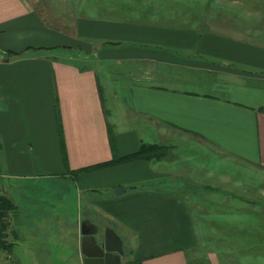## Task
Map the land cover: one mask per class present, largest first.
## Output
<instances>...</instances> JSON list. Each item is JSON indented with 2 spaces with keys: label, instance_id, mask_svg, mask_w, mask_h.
<instances>
[{
  "label": "crops",
  "instance_id": "obj_1",
  "mask_svg": "<svg viewBox=\"0 0 264 264\" xmlns=\"http://www.w3.org/2000/svg\"><path fill=\"white\" fill-rule=\"evenodd\" d=\"M249 1L80 0L57 25L0 0V195L16 206L0 263L83 264L95 223L127 264H190L200 207L264 208V8ZM142 144L165 154L97 166Z\"/></svg>",
  "mask_w": 264,
  "mask_h": 264
},
{
  "label": "rangeland",
  "instance_id": "obj_2",
  "mask_svg": "<svg viewBox=\"0 0 264 264\" xmlns=\"http://www.w3.org/2000/svg\"><path fill=\"white\" fill-rule=\"evenodd\" d=\"M33 1V0H32ZM80 0H37L33 1L36 6L45 9L44 19H48L57 25L64 22L69 14L78 8L77 2ZM84 3V11L88 6L99 2V3H111L113 0H81ZM122 2V0H119ZM249 1V0H248ZM258 5L263 6L264 0H253ZM247 6L254 8V5L248 3ZM48 12V13H47ZM241 18L245 20L248 24L250 23V16L247 14ZM255 20V18H253ZM258 22L263 21V19H256ZM59 54V51H56ZM104 78V77H103ZM114 87L120 84L118 80H112ZM156 145V144H155ZM158 146V145H157ZM165 154V150L154 147L152 150H145L144 156L151 158H160V156ZM217 168V170H220ZM260 179L259 175L250 176L249 180L257 183ZM248 180V178H247ZM218 183V181H217ZM193 187L198 186L199 188L206 187L203 184L190 183ZM196 185V186H195ZM261 191L263 193L264 201V183ZM259 193V192H258ZM195 194V193H194ZM243 194H247L243 192ZM258 202L261 203V193H259ZM252 200V199H251ZM250 200V201H251ZM252 202V201H251ZM205 204V203H204ZM258 203L254 206L244 204L243 207L246 209H252L258 213H247L246 210L241 212L232 208H224V204L221 200H212L210 205L205 207H200L195 216V224L200 231V236L198 237V246L196 253L192 250L189 251L190 264H197L196 261H202L204 264H209V259L207 258V253L213 255L214 260L218 264H264V208ZM264 204V202L262 203ZM257 208L255 209V206ZM258 217V218H257ZM229 218L235 219V223L229 224ZM257 220L252 222L253 220ZM259 237V240L255 239ZM124 249V248H123ZM120 258V264H127L128 257L131 256L128 251L124 252ZM40 258V257H39ZM74 256H70L66 264H77L74 263ZM43 261L44 258L41 257ZM57 264V263H56Z\"/></svg>",
  "mask_w": 264,
  "mask_h": 264
},
{
  "label": "water",
  "instance_id": "obj_3",
  "mask_svg": "<svg viewBox=\"0 0 264 264\" xmlns=\"http://www.w3.org/2000/svg\"><path fill=\"white\" fill-rule=\"evenodd\" d=\"M113 191L119 194L124 189L115 188ZM80 252L83 264H119L124 254L123 241L109 226L95 224L94 231H90L82 225ZM0 264H21V261L17 258Z\"/></svg>",
  "mask_w": 264,
  "mask_h": 264
},
{
  "label": "trees",
  "instance_id": "obj_4",
  "mask_svg": "<svg viewBox=\"0 0 264 264\" xmlns=\"http://www.w3.org/2000/svg\"><path fill=\"white\" fill-rule=\"evenodd\" d=\"M154 147L158 148V146L155 144H148V145L142 144L140 146V149L137 152L126 154L118 158H113L110 161L100 163L97 166H104V165L122 162L126 160L146 157L144 156L145 150L147 149L152 150V148ZM88 168L90 167H86L85 169H88ZM15 209H16V206L10 199H8L5 196L0 195V250L6 253H12V250H13V242H10L6 239V230L8 227L7 220H8L9 214L15 212Z\"/></svg>",
  "mask_w": 264,
  "mask_h": 264
},
{
  "label": "flooded vegetation",
  "instance_id": "obj_5",
  "mask_svg": "<svg viewBox=\"0 0 264 264\" xmlns=\"http://www.w3.org/2000/svg\"><path fill=\"white\" fill-rule=\"evenodd\" d=\"M94 228H95V223L90 225H84V229H88L90 231H94Z\"/></svg>",
  "mask_w": 264,
  "mask_h": 264
},
{
  "label": "built area",
  "instance_id": "obj_6",
  "mask_svg": "<svg viewBox=\"0 0 264 264\" xmlns=\"http://www.w3.org/2000/svg\"><path fill=\"white\" fill-rule=\"evenodd\" d=\"M33 1H37V0H33Z\"/></svg>",
  "mask_w": 264,
  "mask_h": 264
}]
</instances>
